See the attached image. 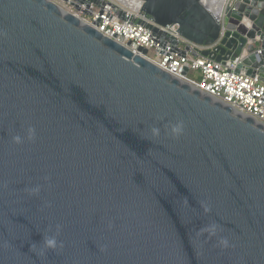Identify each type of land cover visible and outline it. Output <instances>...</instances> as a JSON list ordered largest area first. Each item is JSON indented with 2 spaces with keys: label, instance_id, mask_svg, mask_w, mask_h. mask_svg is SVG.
Instances as JSON below:
<instances>
[{
  "label": "water",
  "instance_id": "1",
  "mask_svg": "<svg viewBox=\"0 0 264 264\" xmlns=\"http://www.w3.org/2000/svg\"><path fill=\"white\" fill-rule=\"evenodd\" d=\"M140 1L160 48L188 53L177 26L264 84V0ZM62 2L0 0V264H264V124L85 23L104 0Z\"/></svg>",
  "mask_w": 264,
  "mask_h": 264
},
{
  "label": "built area",
  "instance_id": "2",
  "mask_svg": "<svg viewBox=\"0 0 264 264\" xmlns=\"http://www.w3.org/2000/svg\"><path fill=\"white\" fill-rule=\"evenodd\" d=\"M48 1L64 8L65 4L62 0ZM104 1L106 5L101 16H99V10L95 6H92V17H84L81 14L79 16L91 26H93L94 21L100 18V25L93 27L105 37L113 39L136 54L138 48L147 49L146 58L162 70L264 124V84L257 77L237 74L235 70L239 60L217 62L201 56L199 53L204 48L179 36L177 26L160 29L170 36L176 37L182 49L189 48L188 53L181 56L177 52H173L169 46L162 49L156 43L152 31L147 28V24L153 22L143 15L142 1ZM231 4L232 0H226L224 9L226 10ZM67 11H71V9ZM118 11L125 12V20H120L117 17ZM128 43L131 44L128 45ZM186 70H188V77L184 78L183 73ZM191 73H193L192 76H190Z\"/></svg>",
  "mask_w": 264,
  "mask_h": 264
},
{
  "label": "clouds",
  "instance_id": "3",
  "mask_svg": "<svg viewBox=\"0 0 264 264\" xmlns=\"http://www.w3.org/2000/svg\"><path fill=\"white\" fill-rule=\"evenodd\" d=\"M165 131H166V134L170 135L171 137L178 138L183 134L184 125L182 122H177L176 124H173L170 126L166 125ZM160 135H161L160 128L153 126L148 130L144 139L149 140L148 136H150L152 138H159ZM34 138H35V129L30 127L27 130V140L32 141V140H34ZM149 141H151V140H149ZM12 142L16 145H20L24 142V138L19 136V135H16V136L12 137ZM45 180H47V177L45 178ZM26 192L30 196H39V194L41 192V188L39 185H36L34 187L27 188ZM50 206L51 205L49 203H45V207H50ZM208 211H210V208L206 206L205 212H208ZM108 227L111 228L112 225L109 224ZM61 231H62V226L57 224L55 227V234L54 235H44L42 237L43 247L40 249V251L38 253L39 255H44L45 250L57 251V250L63 249V247H64L63 243L58 241V237H59ZM205 231H208L209 236H215L216 235L215 225H210L208 229H205ZM218 244L223 249H227L228 247H230V242L226 237H221L218 240ZM35 246H36V244L33 243L32 247L34 248ZM101 251H105V249L102 248Z\"/></svg>",
  "mask_w": 264,
  "mask_h": 264
},
{
  "label": "rangeland",
  "instance_id": "4",
  "mask_svg": "<svg viewBox=\"0 0 264 264\" xmlns=\"http://www.w3.org/2000/svg\"><path fill=\"white\" fill-rule=\"evenodd\" d=\"M64 8H65L66 10H70V9H71L68 5H64ZM96 11H97V9H96ZM192 75H193V73L190 74V76H192Z\"/></svg>",
  "mask_w": 264,
  "mask_h": 264
},
{
  "label": "bare ground",
  "instance_id": "5",
  "mask_svg": "<svg viewBox=\"0 0 264 264\" xmlns=\"http://www.w3.org/2000/svg\"><path fill=\"white\" fill-rule=\"evenodd\" d=\"M214 2H215V1H214ZM219 4H221V1H220V0H218V1L215 3V6L218 7V6H220Z\"/></svg>",
  "mask_w": 264,
  "mask_h": 264
}]
</instances>
